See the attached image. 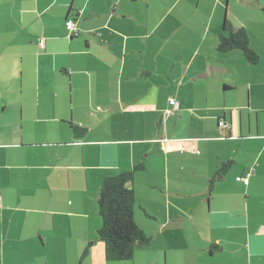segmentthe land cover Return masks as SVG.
<instances>
[{
    "label": "crops",
    "instance_id": "1",
    "mask_svg": "<svg viewBox=\"0 0 264 264\" xmlns=\"http://www.w3.org/2000/svg\"><path fill=\"white\" fill-rule=\"evenodd\" d=\"M263 10L0 0V264H264ZM225 21L255 65L217 51ZM138 165L133 221L166 238L110 262L98 191Z\"/></svg>",
    "mask_w": 264,
    "mask_h": 264
},
{
    "label": "trees",
    "instance_id": "2",
    "mask_svg": "<svg viewBox=\"0 0 264 264\" xmlns=\"http://www.w3.org/2000/svg\"><path fill=\"white\" fill-rule=\"evenodd\" d=\"M262 12L264 15V10ZM216 49L219 53L238 50L248 64L255 65L258 62V56L249 47L246 32L243 29L228 27L226 21ZM74 131L78 133L76 129ZM230 166V162L222 164L221 173L227 171ZM141 169L138 165L127 173L107 178L99 188L97 207L101 227L97 232V239L104 243L107 261H132L136 248L150 243L151 238L133 221L134 194L131 183L134 174Z\"/></svg>",
    "mask_w": 264,
    "mask_h": 264
},
{
    "label": "rangeland",
    "instance_id": "3",
    "mask_svg": "<svg viewBox=\"0 0 264 264\" xmlns=\"http://www.w3.org/2000/svg\"><path fill=\"white\" fill-rule=\"evenodd\" d=\"M223 18H224V13L222 15V23H223ZM143 217V221L140 224V228L141 230H144L143 232H145L147 234V236H151L154 235L155 240H163L166 237L164 235H157V232L154 230V225H151V220L146 217V216H142ZM150 227V228H149ZM170 234V238L174 239L176 238L174 235H171V232H169ZM164 241V240H163ZM141 250H145V249H141Z\"/></svg>",
    "mask_w": 264,
    "mask_h": 264
},
{
    "label": "built area",
    "instance_id": "4",
    "mask_svg": "<svg viewBox=\"0 0 264 264\" xmlns=\"http://www.w3.org/2000/svg\"><path fill=\"white\" fill-rule=\"evenodd\" d=\"M65 29H66L69 33H74V31H75V24H74V20H73V19H68V20L66 21V23H65ZM170 104H171L174 108H176V106H177L176 103H175V101H173V100L170 101ZM220 126L223 127V128L226 127L223 123H220ZM236 181H238V182H242L244 185H247V184H248V176L245 177V178H240V177H238V178H236Z\"/></svg>",
    "mask_w": 264,
    "mask_h": 264
}]
</instances>
